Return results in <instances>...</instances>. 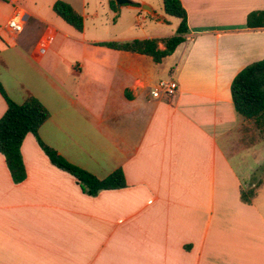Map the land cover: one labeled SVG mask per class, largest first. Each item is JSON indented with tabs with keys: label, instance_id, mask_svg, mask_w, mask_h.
<instances>
[{
	"label": "crops",
	"instance_id": "1",
	"mask_svg": "<svg viewBox=\"0 0 264 264\" xmlns=\"http://www.w3.org/2000/svg\"><path fill=\"white\" fill-rule=\"evenodd\" d=\"M55 1L0 0V82L46 108L43 143L100 179L121 170L125 186L84 193L26 134L22 181L0 153V264H264V137H246L230 93L264 58V27L245 26L264 0H180L187 32L160 62L100 43L175 34L163 2L62 0L77 31ZM14 10L18 33L4 28ZM170 78L176 92L152 97ZM6 107L0 93V117Z\"/></svg>",
	"mask_w": 264,
	"mask_h": 264
},
{
	"label": "trees",
	"instance_id": "2",
	"mask_svg": "<svg viewBox=\"0 0 264 264\" xmlns=\"http://www.w3.org/2000/svg\"><path fill=\"white\" fill-rule=\"evenodd\" d=\"M162 2L164 12L180 21L175 34L161 39L110 41L102 42L100 45L146 54L151 56L155 62H160L164 57L170 55L178 44L184 41L183 35L187 32L186 11L180 0H162ZM129 3L133 2L130 1ZM112 7H114L113 1ZM52 9L77 31H82L83 18L70 4L56 0ZM245 26L249 28L264 27V10L250 11L246 16ZM158 42L163 43V49L158 48ZM0 93L7 104L4 114L0 117V153L4 155L6 165L15 182L22 181L25 177L20 145L26 134L32 133L51 163L74 176L84 193L96 195L104 189L125 186L121 170H115L105 178L100 179L70 163L55 149L43 143L39 139L37 131L47 119L48 111L35 97L28 96L23 103H16L7 96L1 82ZM230 93L236 113L250 121L255 129L264 133V58L247 64L233 77ZM259 183L260 181L252 187L241 190V200L250 203Z\"/></svg>",
	"mask_w": 264,
	"mask_h": 264
},
{
	"label": "built area",
	"instance_id": "3",
	"mask_svg": "<svg viewBox=\"0 0 264 264\" xmlns=\"http://www.w3.org/2000/svg\"><path fill=\"white\" fill-rule=\"evenodd\" d=\"M10 3H14L15 0H7ZM22 15L14 10L12 16L4 24V28L11 32L18 33L22 30ZM177 90V83L174 79H162L159 80L156 86L151 90V96L158 98L161 95L171 96Z\"/></svg>",
	"mask_w": 264,
	"mask_h": 264
},
{
	"label": "rangeland",
	"instance_id": "4",
	"mask_svg": "<svg viewBox=\"0 0 264 264\" xmlns=\"http://www.w3.org/2000/svg\"><path fill=\"white\" fill-rule=\"evenodd\" d=\"M148 1L151 2L155 6V8H160L162 6V0H148ZM143 19H145L144 14L140 16V21H143ZM172 19H175V18H172ZM245 135L246 137H252V135H255V137L256 135H259L261 138L264 137V133L255 129L253 125L248 130L245 131Z\"/></svg>",
	"mask_w": 264,
	"mask_h": 264
},
{
	"label": "water",
	"instance_id": "5",
	"mask_svg": "<svg viewBox=\"0 0 264 264\" xmlns=\"http://www.w3.org/2000/svg\"><path fill=\"white\" fill-rule=\"evenodd\" d=\"M118 5L124 4V3H128L129 0H116Z\"/></svg>",
	"mask_w": 264,
	"mask_h": 264
}]
</instances>
